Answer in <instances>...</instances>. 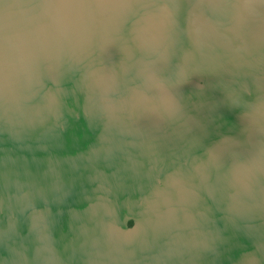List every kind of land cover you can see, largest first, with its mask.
I'll use <instances>...</instances> for the list:
<instances>
[{"label": "water", "instance_id": "obj_1", "mask_svg": "<svg viewBox=\"0 0 264 264\" xmlns=\"http://www.w3.org/2000/svg\"><path fill=\"white\" fill-rule=\"evenodd\" d=\"M0 264H264V0H0Z\"/></svg>", "mask_w": 264, "mask_h": 264}]
</instances>
